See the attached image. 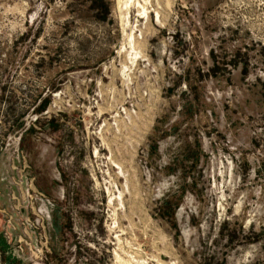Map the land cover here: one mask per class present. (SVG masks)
Here are the masks:
<instances>
[{"label":"rangeland","instance_id":"374dc122","mask_svg":"<svg viewBox=\"0 0 264 264\" xmlns=\"http://www.w3.org/2000/svg\"><path fill=\"white\" fill-rule=\"evenodd\" d=\"M0 264H264V0H0Z\"/></svg>","mask_w":264,"mask_h":264},{"label":"bare ground","instance_id":"6f19581e","mask_svg":"<svg viewBox=\"0 0 264 264\" xmlns=\"http://www.w3.org/2000/svg\"><path fill=\"white\" fill-rule=\"evenodd\" d=\"M145 10V9H144Z\"/></svg>","mask_w":264,"mask_h":264}]
</instances>
